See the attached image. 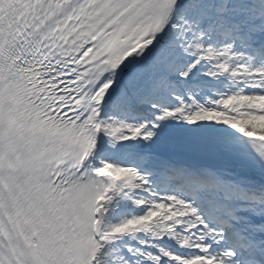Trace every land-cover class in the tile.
Instances as JSON below:
<instances>
[{
  "label": "snow or ice",
  "instance_id": "obj_1",
  "mask_svg": "<svg viewBox=\"0 0 264 264\" xmlns=\"http://www.w3.org/2000/svg\"><path fill=\"white\" fill-rule=\"evenodd\" d=\"M0 264H264V0H0Z\"/></svg>",
  "mask_w": 264,
  "mask_h": 264
}]
</instances>
